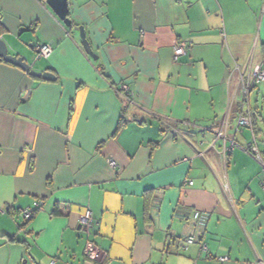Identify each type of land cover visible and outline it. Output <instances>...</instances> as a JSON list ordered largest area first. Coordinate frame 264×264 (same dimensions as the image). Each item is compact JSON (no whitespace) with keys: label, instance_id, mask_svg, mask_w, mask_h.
<instances>
[{"label":"crops","instance_id":"0c3cea01","mask_svg":"<svg viewBox=\"0 0 264 264\" xmlns=\"http://www.w3.org/2000/svg\"><path fill=\"white\" fill-rule=\"evenodd\" d=\"M69 7L72 27L46 0H0L9 52L56 76L0 60V264H264V82L241 88L264 66V0ZM41 43L53 51L36 58ZM243 114L257 118L260 158Z\"/></svg>","mask_w":264,"mask_h":264},{"label":"built area","instance_id":"2783aa9c","mask_svg":"<svg viewBox=\"0 0 264 264\" xmlns=\"http://www.w3.org/2000/svg\"><path fill=\"white\" fill-rule=\"evenodd\" d=\"M53 51V48L50 44L47 43H41L37 45V52H36V58L40 57H48ZM185 51V47L183 45H178L175 49V54L176 57L182 54ZM264 82V66L263 65H255L253 68V71L251 72V76H249L247 79H242V91L245 94H248L249 91L259 83ZM122 89L128 92L129 87L128 85L124 84L122 85ZM238 124L240 126H247L250 127L251 129L253 128L252 126V118L250 114H243L239 116L238 118ZM247 151L257 157H261V152L259 150V146L257 144V139L255 135H252L251 140L247 143ZM109 163L111 166H116L117 163L114 160H109ZM189 181V183H192L191 179H186ZM262 188L264 191V168H263V176H262ZM43 208V201L37 200L34 202L32 207H26L22 209L21 214L25 220L30 219L35 211H38ZM193 219L198 226H205L208 215L206 213H202L201 211H195L193 213ZM81 224L83 226V230L86 233H89V228L93 224V216L91 211H86L84 215H81ZM197 240V237L195 235H189L183 240V246H187L190 243H193ZM201 250L206 251L207 250V245L206 243L201 244ZM86 253L89 254L92 258L96 257V252H95V244L92 241H89L86 247ZM228 256H220L219 260L222 262H225L228 260Z\"/></svg>","mask_w":264,"mask_h":264},{"label":"water","instance_id":"95a60500","mask_svg":"<svg viewBox=\"0 0 264 264\" xmlns=\"http://www.w3.org/2000/svg\"><path fill=\"white\" fill-rule=\"evenodd\" d=\"M47 4L51 7L53 12L60 18V20L67 27H72V19L69 16L70 7L69 0H46ZM74 29L79 31L80 38L82 40L83 46L87 53L91 57H96L90 42L86 35V30L84 25H75ZM0 60H5L9 63H12L16 66L21 67L22 69L29 72L30 75L41 77L46 80H55L56 76L50 71H37L31 68V65L28 63L26 57L19 54H12L9 52V47L6 41L0 37Z\"/></svg>","mask_w":264,"mask_h":264},{"label":"trees","instance_id":"16d2710c","mask_svg":"<svg viewBox=\"0 0 264 264\" xmlns=\"http://www.w3.org/2000/svg\"><path fill=\"white\" fill-rule=\"evenodd\" d=\"M252 126H253V128H252V130L254 131V135L256 134V123H257V118H256V116L255 115H253L252 117ZM21 211L22 210H20V214H21ZM66 205L64 204V203H62V202H57L55 205H54V207H53V210H52V214L53 215H58V214H64V213H66ZM37 211H35L34 212V214L36 213ZM34 214H33V216H34ZM22 215V214H21ZM146 215V214H145ZM32 216V217H33ZM147 216V215H146ZM23 217V216H22ZM32 217L30 218V219H28V220H25L24 218V220H25V222H28V221H30L31 219H32Z\"/></svg>","mask_w":264,"mask_h":264},{"label":"rangeland","instance_id":"374dc122","mask_svg":"<svg viewBox=\"0 0 264 264\" xmlns=\"http://www.w3.org/2000/svg\"><path fill=\"white\" fill-rule=\"evenodd\" d=\"M34 55V54H33ZM33 55H31V57H30V59L32 60L33 59ZM255 137H256V139H257V144H258V146H259V142H258V138H259V133L257 132L256 134H255ZM247 146V145H246ZM260 150V149H259ZM246 151H247V148H246ZM248 152V151H247ZM261 152V151H260Z\"/></svg>","mask_w":264,"mask_h":264}]
</instances>
